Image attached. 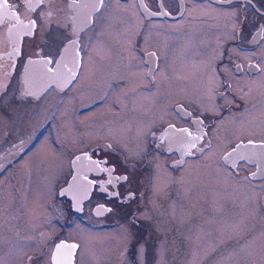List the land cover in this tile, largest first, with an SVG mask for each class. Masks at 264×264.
Masks as SVG:
<instances>
[{"label": "flooded vegetation", "instance_id": "obj_1", "mask_svg": "<svg viewBox=\"0 0 264 264\" xmlns=\"http://www.w3.org/2000/svg\"><path fill=\"white\" fill-rule=\"evenodd\" d=\"M6 1L29 33L12 47L0 23V264H53L61 242L85 264L84 230L127 231L139 264L163 219L178 241L226 192L237 244L264 232V0Z\"/></svg>", "mask_w": 264, "mask_h": 264}, {"label": "rangeland", "instance_id": "obj_2", "mask_svg": "<svg viewBox=\"0 0 264 264\" xmlns=\"http://www.w3.org/2000/svg\"><path fill=\"white\" fill-rule=\"evenodd\" d=\"M217 198H219L217 194L210 193L209 202L212 210L218 207L219 200ZM224 198L223 216L219 219L217 217L214 223H212L211 216L209 226L197 227V229L188 228V230L181 229L184 236L181 238L180 233L179 237L177 236L178 241H174L176 237L169 221L163 219L162 223L165 225L161 233V242L151 248L152 252L149 256L144 257L142 255L144 249L140 248L136 257L139 264H264V232L255 229V231H252L253 236L251 238L237 244V235L245 233L247 228H244L243 224L245 220L246 222L249 220V217L238 212L236 199L239 200L241 206L243 200L234 195V192H226ZM165 206L169 207L167 203L164 208ZM2 215L3 213L0 212V217ZM52 225V217H50L49 228L52 229ZM6 229H2V244L5 243L4 240L7 236V231H4ZM72 229H74V226ZM27 232L24 233L27 236L33 234V247L39 249V254H41L42 246L37 239L38 229L33 232L29 229ZM84 234L86 235V238H84L85 247H94L95 249H92L91 255L93 257L88 254L85 264H129L126 249L128 250L127 243L131 240L130 233L127 231L93 233L84 230Z\"/></svg>", "mask_w": 264, "mask_h": 264}, {"label": "water", "instance_id": "obj_3", "mask_svg": "<svg viewBox=\"0 0 264 264\" xmlns=\"http://www.w3.org/2000/svg\"><path fill=\"white\" fill-rule=\"evenodd\" d=\"M4 3H5V0H0V5H3ZM7 18H10L11 20L12 28H7V30H8V34L10 37L12 47H15L20 30L29 33V23L20 24L17 17H11V10L9 9V6L7 8L0 6V23L3 22ZM72 179L74 181L75 177H73ZM76 186H77V182H70L64 188H62V194H64L67 198L71 199L73 209L76 208L77 202H76V198L75 197L73 198L71 196V191L74 192ZM72 246L76 247V244L66 243V242H61L60 244H58L55 247V250L52 255V263L53 264H73L72 252L75 249V247H72ZM60 251L63 252L64 254L66 253V257L58 256V253Z\"/></svg>", "mask_w": 264, "mask_h": 264}, {"label": "snow or ice", "instance_id": "obj_4", "mask_svg": "<svg viewBox=\"0 0 264 264\" xmlns=\"http://www.w3.org/2000/svg\"><path fill=\"white\" fill-rule=\"evenodd\" d=\"M0 6H2V7H4V8H7L8 7V5H7V2H6V0H5V3L3 4V5H0ZM59 247V246H58ZM72 247H75V246H72Z\"/></svg>", "mask_w": 264, "mask_h": 264}]
</instances>
